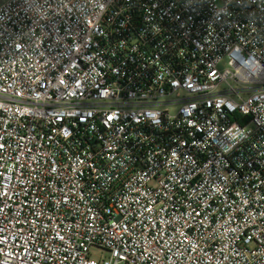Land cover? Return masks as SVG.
I'll list each match as a JSON object with an SVG mask.
<instances>
[{
    "label": "built area",
    "instance_id": "1",
    "mask_svg": "<svg viewBox=\"0 0 264 264\" xmlns=\"http://www.w3.org/2000/svg\"><path fill=\"white\" fill-rule=\"evenodd\" d=\"M0 264H264V0H0Z\"/></svg>",
    "mask_w": 264,
    "mask_h": 264
},
{
    "label": "rangeland",
    "instance_id": "2",
    "mask_svg": "<svg viewBox=\"0 0 264 264\" xmlns=\"http://www.w3.org/2000/svg\"><path fill=\"white\" fill-rule=\"evenodd\" d=\"M224 65H225V63H224ZM172 112L173 113H175L176 112V110H172ZM92 254H93V256L94 257H100V256H102V257H105L106 256V252L105 251H102V250H97V249H92Z\"/></svg>",
    "mask_w": 264,
    "mask_h": 264
}]
</instances>
